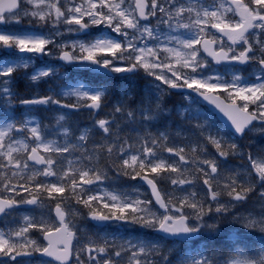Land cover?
<instances>
[{
	"label": "snow or ice",
	"instance_id": "obj_1",
	"mask_svg": "<svg viewBox=\"0 0 264 264\" xmlns=\"http://www.w3.org/2000/svg\"><path fill=\"white\" fill-rule=\"evenodd\" d=\"M0 57V264H264V0H0Z\"/></svg>",
	"mask_w": 264,
	"mask_h": 264
},
{
	"label": "rangeland",
	"instance_id": "obj_2",
	"mask_svg": "<svg viewBox=\"0 0 264 264\" xmlns=\"http://www.w3.org/2000/svg\"><path fill=\"white\" fill-rule=\"evenodd\" d=\"M223 2V0H216V3H222ZM0 58H2V57H0ZM35 62H37V64H36V66H38V65H41V66H46V65H49V64H56L57 62L56 61H53V60H50V59H48V58H43V59H37ZM43 68V67H42ZM58 79V81L57 82H55L54 84H56V83H58V82H62L61 81V79H60V77H58L57 78ZM185 103H189V104H196L197 102L194 100V99H190V101H186ZM208 111V110H207ZM209 112V111H208ZM209 114L211 115V117H212V119H213V121L215 122V120H214V116L209 112ZM215 123H217V125H218V122H215ZM256 139H259L260 137H259V134H256V137H255ZM238 163V162H237ZM123 182H122V180L120 179L119 181H117L116 182V184H117V186L118 187H120V185L119 184H122ZM77 220H79V217H77ZM0 227H3V224H2V222H0ZM226 232H228V226H226ZM229 234H231L230 232H229ZM223 239H227V235L226 236H224L223 237Z\"/></svg>",
	"mask_w": 264,
	"mask_h": 264
},
{
	"label": "water",
	"instance_id": "obj_3",
	"mask_svg": "<svg viewBox=\"0 0 264 264\" xmlns=\"http://www.w3.org/2000/svg\"><path fill=\"white\" fill-rule=\"evenodd\" d=\"M218 115V114H217ZM219 116V115H218ZM220 119L223 121V118L222 117H220ZM223 123H225L224 121H223Z\"/></svg>",
	"mask_w": 264,
	"mask_h": 264
}]
</instances>
